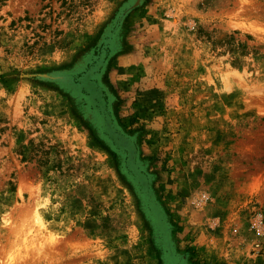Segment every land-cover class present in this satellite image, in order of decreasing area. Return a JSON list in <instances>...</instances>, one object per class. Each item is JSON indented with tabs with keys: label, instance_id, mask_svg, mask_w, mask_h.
Listing matches in <instances>:
<instances>
[{
	"label": "rangeland",
	"instance_id": "374dc122",
	"mask_svg": "<svg viewBox=\"0 0 264 264\" xmlns=\"http://www.w3.org/2000/svg\"><path fill=\"white\" fill-rule=\"evenodd\" d=\"M257 213L264 0H0V264H264Z\"/></svg>",
	"mask_w": 264,
	"mask_h": 264
},
{
	"label": "trees",
	"instance_id": "16d2710c",
	"mask_svg": "<svg viewBox=\"0 0 264 264\" xmlns=\"http://www.w3.org/2000/svg\"><path fill=\"white\" fill-rule=\"evenodd\" d=\"M103 57L99 60V63L94 67L93 69H89L87 67L86 71L82 73V76H78L80 82L79 87H77L78 92L82 93L87 97L88 104L90 102L92 105H94L96 108H94V113L96 117L99 119V125L100 129L104 131V135L110 139L116 147L121 149L123 153L126 154V160H125V167L126 171H128V174L133 175V178L138 182L139 185H142V187L147 190V180L148 178L144 175V173L141 171L140 167L138 166L137 162V149L132 141V137L127 135L125 132H123L120 128H117V124L112 116L111 111L108 108L107 103V97L104 95V87L102 86V83L98 79H93L92 76L94 74H99L100 70L102 68L103 64ZM93 107V106H92ZM149 203L151 202L152 205V211H155L153 206L157 207V210L160 212V207L157 205L155 201H152V197L147 195ZM162 212L159 213L161 215ZM163 215V213H162ZM162 217V216H160ZM178 264H179V257L176 258ZM181 264H185L184 260H182Z\"/></svg>",
	"mask_w": 264,
	"mask_h": 264
},
{
	"label": "built area",
	"instance_id": "2783aa9c",
	"mask_svg": "<svg viewBox=\"0 0 264 264\" xmlns=\"http://www.w3.org/2000/svg\"><path fill=\"white\" fill-rule=\"evenodd\" d=\"M254 227L264 233V215L263 213H257ZM254 250L256 253L260 254L264 251V242L263 241H257L254 243Z\"/></svg>",
	"mask_w": 264,
	"mask_h": 264
},
{
	"label": "bare ground",
	"instance_id": "6f19581e",
	"mask_svg": "<svg viewBox=\"0 0 264 264\" xmlns=\"http://www.w3.org/2000/svg\"><path fill=\"white\" fill-rule=\"evenodd\" d=\"M160 218V217H159ZM163 226V225H162ZM182 263V261L181 260H179V264H181Z\"/></svg>",
	"mask_w": 264,
	"mask_h": 264
}]
</instances>
